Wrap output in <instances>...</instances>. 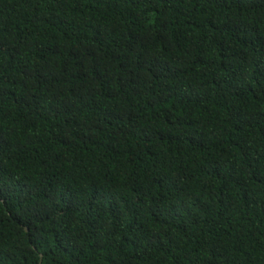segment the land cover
I'll return each instance as SVG.
<instances>
[{
	"label": "trees",
	"instance_id": "16d2710c",
	"mask_svg": "<svg viewBox=\"0 0 264 264\" xmlns=\"http://www.w3.org/2000/svg\"><path fill=\"white\" fill-rule=\"evenodd\" d=\"M0 264H264V0H0Z\"/></svg>",
	"mask_w": 264,
	"mask_h": 264
},
{
	"label": "water",
	"instance_id": "95a60500",
	"mask_svg": "<svg viewBox=\"0 0 264 264\" xmlns=\"http://www.w3.org/2000/svg\"><path fill=\"white\" fill-rule=\"evenodd\" d=\"M27 230H28V228H27Z\"/></svg>",
	"mask_w": 264,
	"mask_h": 264
}]
</instances>
